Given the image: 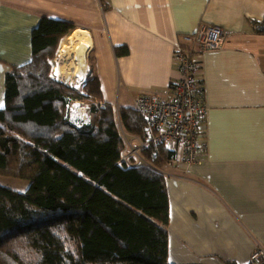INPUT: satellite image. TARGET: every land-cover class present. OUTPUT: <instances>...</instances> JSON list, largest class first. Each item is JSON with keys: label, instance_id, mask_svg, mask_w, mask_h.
I'll list each match as a JSON object with an SVG mask.
<instances>
[{"label": "crops", "instance_id": "0c3cea01", "mask_svg": "<svg viewBox=\"0 0 264 264\" xmlns=\"http://www.w3.org/2000/svg\"><path fill=\"white\" fill-rule=\"evenodd\" d=\"M263 16L264 0H0V107L4 75L31 58L40 17L87 32L82 56L74 49L80 39L63 36L52 63H72L65 71L84 81L91 51L113 108L175 83L176 40L220 26L223 45L203 54L198 77L208 108L198 160L185 173L169 163L158 169L169 198L168 262L248 264L264 249V34L252 24ZM121 45L128 53L117 56Z\"/></svg>", "mask_w": 264, "mask_h": 264}, {"label": "trees", "instance_id": "16d2710c", "mask_svg": "<svg viewBox=\"0 0 264 264\" xmlns=\"http://www.w3.org/2000/svg\"><path fill=\"white\" fill-rule=\"evenodd\" d=\"M252 24L264 34V16ZM71 28L40 17L31 58L4 75L0 178L9 182L0 181V264H173L169 198L158 169L174 151L147 143L143 163L121 162L120 131L140 137L147 123L133 106L115 110L103 101L91 51L80 89L55 79L52 60ZM114 50L128 53L125 45ZM72 100L87 103V119L69 120ZM22 181L27 186L18 188ZM11 234L22 236V250L6 241L2 248ZM248 264H264V257Z\"/></svg>", "mask_w": 264, "mask_h": 264}, {"label": "built area", "instance_id": "2783aa9c", "mask_svg": "<svg viewBox=\"0 0 264 264\" xmlns=\"http://www.w3.org/2000/svg\"><path fill=\"white\" fill-rule=\"evenodd\" d=\"M223 38L220 27L201 25L195 32L183 35L182 43L176 40L173 56L179 63L178 79L171 86L159 91L137 94L133 107L145 119L147 129L139 138L130 142L127 141L125 133L121 135L125 144L121 162L131 165V158H135L138 163H143L139 151L147 143L168 144L174 151L169 165L184 173L197 162L199 149L204 146L201 137L208 114L203 90L198 82L201 59L207 50L219 49L223 45ZM61 74L59 78L67 81L68 86L80 87L83 82L76 79L75 83L68 71ZM68 105L69 113L73 112V115H70L72 119L86 118L87 103L74 100ZM80 111L84 112V115L79 113ZM260 256L264 257L262 247L255 249L250 255V261H256Z\"/></svg>", "mask_w": 264, "mask_h": 264}, {"label": "rangeland", "instance_id": "374dc122", "mask_svg": "<svg viewBox=\"0 0 264 264\" xmlns=\"http://www.w3.org/2000/svg\"><path fill=\"white\" fill-rule=\"evenodd\" d=\"M14 4L16 5V6H18V3L16 2V1H14ZM49 18H51V17H49ZM214 26H217V27H220V26H218V25H214ZM221 28V27H220ZM222 29V28H221ZM223 31V30H222ZM70 32L68 31L65 35H63L64 37L65 36H67L68 34H69ZM223 35H224V32H223ZM68 39H65V41H67ZM64 40H63V38L60 40V43H59V45H58V49H61V47H64L63 45L65 44L66 45V43H64L63 42ZM74 41V40H73ZM76 41V40H75ZM74 42H72V44H73ZM73 51V50H72ZM58 52V51H57ZM77 53V52H76ZM64 54H66V52L64 53ZM57 62L58 63H56L55 64V62L53 63L54 65H53V74H54V76H55V79L57 80V81H60V82H62V83H64V84H67L66 82H64L63 80H61V78H59V75H62L61 73L62 72H60L59 71V69L61 68V70L63 71V72H65V70L69 67V66H71L72 65V63H70V64H66V63H64V64H62V66H59L60 64H59V61L57 60ZM73 101V100H72ZM79 103H80V101H78ZM85 103V102H84ZM85 108H86V106H85ZM79 113H81L82 115H84V112H82V111H80ZM122 134H123V131L121 130L120 131ZM126 136H127V141L128 142H130V141H132V140H135V139H137V138H139V137H137V136H129V135H127V134H125ZM160 169H162V168H160ZM164 169H166V168H164ZM0 181H2V182H6V183H8L9 182V180H7V179H4V178H0ZM18 188H22L23 187V185H20V186H17ZM22 237V236H21ZM20 236H15V235H6L5 237H4V239H3V243H2V248H3V244H4V242L6 241V246H8V247H10V248H14V249H16V250H22V246H23V240H22V238H21ZM255 250H253L252 251V253L254 252ZM251 253V254H252ZM249 260H250V257H249ZM254 262H256V261H254Z\"/></svg>", "mask_w": 264, "mask_h": 264}, {"label": "bare ground", "instance_id": "6f19581e", "mask_svg": "<svg viewBox=\"0 0 264 264\" xmlns=\"http://www.w3.org/2000/svg\"><path fill=\"white\" fill-rule=\"evenodd\" d=\"M80 39L76 45H74V49L76 50L77 54L79 56H82L86 49L88 48V36L87 32L80 30V29H74L71 31L65 39H68L69 41H73L76 39Z\"/></svg>", "mask_w": 264, "mask_h": 264}]
</instances>
